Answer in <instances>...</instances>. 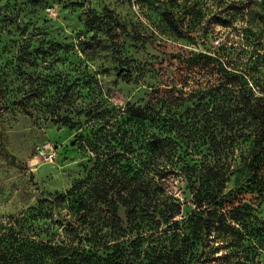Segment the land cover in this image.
I'll return each mask as SVG.
<instances>
[{
  "label": "rangeland",
  "instance_id": "obj_1",
  "mask_svg": "<svg viewBox=\"0 0 264 264\" xmlns=\"http://www.w3.org/2000/svg\"><path fill=\"white\" fill-rule=\"evenodd\" d=\"M215 49H223V67L239 83L210 68L206 58ZM183 83L191 94L184 101V141L200 139L184 144V158L190 165L203 160L201 172L222 192L234 189L233 204L249 207L237 225L247 232L203 234L194 264H264V192L241 186L251 175L254 121L230 124L220 116L236 105L245 109L247 97L264 103V0H0L2 243L16 232L36 242L64 237L82 220L72 200L86 181L79 193L70 188L90 165L89 153L73 144L77 134L90 131L97 111L140 104L152 87ZM205 117L216 128L206 144ZM257 177H264V165ZM203 181L186 169L184 177L169 179L166 190L180 204L174 219L195 210L193 191ZM84 197L93 215L87 226L103 233L105 253L136 237L124 206L114 214ZM155 221V230L172 223ZM149 231L142 225L141 232ZM36 258L32 253L22 264H38Z\"/></svg>",
  "mask_w": 264,
  "mask_h": 264
},
{
  "label": "trees",
  "instance_id": "obj_2",
  "mask_svg": "<svg viewBox=\"0 0 264 264\" xmlns=\"http://www.w3.org/2000/svg\"><path fill=\"white\" fill-rule=\"evenodd\" d=\"M210 53L206 58L212 64L210 68L224 73L223 78L228 82L239 83V75L223 67V49ZM188 95L191 94L184 91V83L181 87L156 86L150 89L143 103L97 111L95 125L86 134L78 133L73 141L89 153L86 175L75 180L70 188L79 193L80 185L86 181L84 191L72 200L79 207L75 209L78 220H82L65 228L64 237L54 241L36 242L24 238L20 232L10 233L4 243L5 238L0 237V264H22L32 253L38 264H194L203 234L246 233L247 229L241 230L237 225L247 218L249 207L245 203L233 204L230 196L234 189L222 192L201 172L198 166H202L203 160L190 165L184 158V144L190 148L200 140L184 141V101L190 98ZM21 102L27 104L23 99ZM235 109H227L220 116L230 124L246 117L254 121V150L247 164L251 175L241 186L263 193L264 177H257V169L264 165V103L257 105L247 97L245 109L238 105ZM210 119H204L201 133L204 144L216 129ZM185 169L196 172L204 181L193 191L195 210L178 221L174 217L180 212L179 200L166 188L173 176L184 177ZM86 194L93 199L91 203L103 202L114 214L119 204L124 206L126 215L138 227L136 237L116 241L111 245L112 251L105 253L109 248L105 236L98 227L92 230L87 226L93 215ZM157 218L172 219V223L165 230L150 228ZM142 225L149 226L147 235L141 232Z\"/></svg>",
  "mask_w": 264,
  "mask_h": 264
}]
</instances>
